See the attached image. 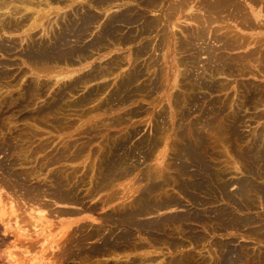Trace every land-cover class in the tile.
Here are the masks:
<instances>
[{"label": "rangeland", "instance_id": "374dc122", "mask_svg": "<svg viewBox=\"0 0 264 264\" xmlns=\"http://www.w3.org/2000/svg\"><path fill=\"white\" fill-rule=\"evenodd\" d=\"M53 1L56 4L51 9L42 5L41 12L45 11L42 16L46 15L43 27L32 30L28 26L19 30L5 28L9 21L10 24L19 21L24 11L16 12L13 4L10 8H0V264H159V261L160 264H176L183 258V264H217L227 244L243 255L236 264H264V236H261L264 233H260V229L264 230V197L254 188L259 185L262 187L258 188H264V161L257 157L264 149V63L259 61L264 58L256 48L261 47L257 42L264 37L261 23L264 2L239 0L253 12L250 14L255 21L257 12L262 13L261 21L258 20L262 26L254 29L236 26V20L230 18L228 11L217 15V19L224 21L209 23L210 19L203 23L201 20V25L198 24L199 20L191 13L201 12L200 17L201 14L208 17L209 10L202 7L204 0H189L188 5L181 7L183 10L175 9L173 15L166 13L180 0H156L154 4H147L146 0H114L104 5L95 4V0ZM125 10L133 12L135 21H113L112 29L108 17ZM91 13L96 14L97 20L84 29L83 18ZM166 15L169 18L172 15V19ZM146 19L150 24H144ZM68 23L76 27L70 28ZM151 24L159 30L163 25L167 39L155 27L152 29ZM144 25L149 27L148 33L144 32ZM194 30L203 36L196 31L192 34ZM80 31L82 35L78 36ZM235 31L247 36L245 46L232 41L237 36ZM233 32L236 35L232 39ZM223 33L227 35L224 37ZM199 36L202 37L198 39ZM228 37L232 40H225ZM123 39L126 42L120 41ZM227 43L230 46H225ZM72 44L75 48L78 45L77 48L68 49ZM63 45L68 52L62 49ZM217 55L226 60H220ZM222 61H227L228 65ZM205 122L210 130L203 128ZM214 122L218 123V128ZM197 128H201V133ZM189 154L192 156L188 157ZM192 157L195 161L189 163ZM117 163L123 167L119 164L117 168ZM242 183L247 185L248 194L238 193ZM148 189L153 191L150 193ZM145 197L150 198L148 206ZM161 200L169 201L165 205ZM132 210L141 213L136 215L135 222H127L126 217L135 213ZM121 215L126 223L119 218ZM242 218L250 222L245 224ZM99 225L103 228L102 234L90 236L89 230ZM253 227L255 231L259 229V233ZM120 228L121 231L124 228L126 239L119 241L124 248L116 254L108 251L90 257L81 251L84 247L90 250L99 246L102 235ZM78 240L84 247L76 246L77 250L81 248L77 251L72 245H77Z\"/></svg>", "mask_w": 264, "mask_h": 264}, {"label": "bare ground", "instance_id": "6f19581e", "mask_svg": "<svg viewBox=\"0 0 264 264\" xmlns=\"http://www.w3.org/2000/svg\"><path fill=\"white\" fill-rule=\"evenodd\" d=\"M61 1H63V0H61ZM111 1H114V0H95V4H97V5H104L105 3H110ZM132 1H133V0H132ZM134 1H135V0H134ZM137 1H138V0H137ZM141 1H142V0H141ZM141 1H140V2H141ZM146 1H147V4H148V3H149V4H154V2H155L156 0H146ZM198 1H199V0H198ZM244 1H247V0H244ZM251 1H252V0H251ZM253 1H258V2H259V0H253ZM262 1L264 2V0H262ZM56 2H57V1H56ZM59 2H60V1H58V3H59ZM200 2H201V1H200ZM240 2H241V1H240ZM240 2H239V0H207V1L204 0L203 4H204V3H205V4H204V5L202 4V7L205 8V9H207V10H209V12L206 10L207 13H208L207 15L212 16L213 19H212L211 17L209 18V16H208V17H207V16L205 17V14H204V16L201 14V17H200L199 14H200L201 12H200L199 14H198V13H195V15H194V13H191V16H192L194 19L199 20V23H198V24H200V21H201V20H203V21H202L203 23H206V22H208L210 19H211V22L209 21V23H212V22H215V21H219V20H221V19H217V17L219 16V13H222V12L228 11V15L230 16V18L236 20V26H240V27H244V28H254V27L258 28L259 26H262V25L259 24V22L261 21L260 19H261V17H262V13H261V12H257V13H258V16H256V20H257V21H255V20L253 19V17L251 16L252 14H250V13H253V12L247 10L248 8L246 9V6L242 5ZM157 3H158V1H157ZM188 3H189V0H180V1L178 2L177 5H173V4H172L173 9H172L171 11L169 10V11H170L169 13H168L167 11H165V12H167L166 14H171L173 11L176 12L175 9L177 10V9L183 7V5H184V7H185L186 5H188ZM251 3H253V2H251ZM260 3H261V2H260ZM12 4H13V6L15 5V6H14V7H15L14 10H15L16 12H19L20 14H22V12L24 11V12H23V16H22V18H21L19 21H17V22L15 21L16 23L13 22V23L10 24V21H9V24H8V25H7V23H6V25H4L5 28L8 27L9 29L11 28V29H13V30H19V29H21V28H25V27L28 26V27H29V30H32V29H35L36 27L41 26V25H42V27H43V21H44V18L46 17V15L44 14V16H42L43 13L45 12V11H42L43 13L41 12V10L43 9V6H42V5L45 4L46 7H49V8L51 9V7L53 6V4H56V3H55V1H53V0H0V8H2V9H3V8H10L9 6H10V5L12 6ZM199 4H200V3H199ZM93 6H94V5H93ZM172 6H170L169 9H171ZM46 7H44V8H46ZM53 7H54V6H53ZM129 7H130V6H129ZM132 7H133V6H132ZM134 7H135V6H134ZM134 7H133V8H134ZM175 7H176V8H175ZM197 7H198V6H197ZM181 9H182V8H181ZM200 9H201V7H200ZM12 10H13V9H12ZM22 10H23V11H22ZM44 10H46V9H44ZM121 10H122V9H121ZM182 10H183V9H182ZM182 10H181V11H182ZM194 10H195V9H194ZM49 11H50V10H49ZM118 11H119V10H118ZM126 11H127V10H125V12H123L122 14H121V13L119 14V12H118V14L115 15V17H111V16H113V15L110 16L111 18L108 17V19H111V20H110V22H111L110 24H111V26H112V29H113V21H114V22H115V21H124V22H126V23H132V22L135 21V20H133V17H132V16H134L133 12H131V11L126 12ZM132 11H133V10H132ZM210 11H211L212 14L215 13L214 16L216 15L215 18H216L217 20L213 17V15L210 13ZM16 12H14V13H16ZM40 12H41V13H40ZM50 12H53V11H50ZM57 12H58V11H57ZM90 12H91V11H90ZM116 12H117V11H115V13H116ZM137 12H138V10H137ZM174 12H173V13H174ZM182 12H183V11H182ZM194 12H195V11H194ZM14 13H13V16H14ZM53 13H54V12H53ZM80 13H81V12H80ZM92 13H93V12H92ZM92 13L90 14V16L87 15V16H88L87 18H85V19L83 18V21H82L81 24L83 25V28H84V29H86L90 24H93V23L97 20V16H95L96 14H93V15H92ZM140 13H141V11H140ZM173 13H172V15H173ZM203 13H205V12H203ZM209 13H210V14H209ZM260 13H261V14H260ZM59 14H60V13H59ZM67 14H68V13H67ZM70 14H71V13H70ZM72 14H73V13H72ZM76 14H78V13L76 12ZM88 14H89V12H88ZM112 14H113V13H112ZM145 14H146V13H145ZM145 14L142 13V15H145ZM174 14H175V13H174ZM192 14H193V15H192ZM222 14H223V13H222ZM49 15H51V13H50ZM83 15H84V14H83ZM83 15H82V16H83ZM91 15H92V16H91ZM97 15H98V13H97ZM135 15H136V12H135ZM172 15H170V18L172 17ZM176 15H177V14H176ZM217 15H218V16H217ZM47 16H48V15H47ZM72 16H73V15H71L70 17H72ZM84 16H85V15H84ZM124 16H127V17L125 18ZM161 16H162V15H161ZM161 16H160V17H161ZM263 16H264V15H263ZM16 17H17V16H16ZM62 17H63V16H62ZM70 17L68 16V19H69ZM136 17H137V16H136ZM138 17H139V14H138ZM165 17H167V15H166ZM189 17H190V14H189ZM220 17H221V15H220ZM74 18H75V17H74ZM74 18H73V19H74ZM98 18H99V17H98ZM142 18H144V17H142ZM146 18H147V16H146ZM163 18H164V17H163ZM163 18H162V20H163ZM167 18L170 19L169 17H167ZM221 18H222V17H221ZM64 19H65V18H64ZM75 19H76V18H75ZM75 19H74V20H75ZM78 19H79V18H78ZM108 19H107V20H108ZM137 19H138V18H136V20H137ZM155 19H156V18H155ZM164 19H165V18H164ZM168 19H167V20H168ZM171 19H172V18H171ZM214 19H215V20H214ZM228 19H229V18H228ZM15 20H16V18H15ZM70 20H72V19L70 18ZM80 20H81V19H80ZM140 20H141V19H140ZM158 20H160V19H158ZM158 20H157V21H158ZM212 20H213V21H212ZM222 20H223V19H222ZM222 20H221V21H222ZM258 20H260V21H258ZM46 21H47V20H46ZM62 21H63V20H62ZM76 21H77V20H76ZM138 21H139V20H138ZM150 21H151V20H150ZM150 21H149V22H150ZM221 21H220V22H221ZM223 21H224V20H223ZM228 21H229V20H228ZM65 22H67V21H65ZM103 22H104V21H103ZM106 22H107V21H106ZM124 22H123V23H124ZM145 22L148 23L147 19H146V21H144V24H145ZM158 22H159V21H158ZM158 22H157V24L159 25L162 21H160V23H158ZM58 23H59V22H58ZM74 23H75V21H74ZM104 23H105V22H104ZM136 23H137V21H136ZM203 23H202V26L204 27L205 25H203ZM209 23H207V24L210 26L211 24H209ZM261 23L264 24V20H263V22H261ZM60 24H62V23H60ZM64 24H65V23H64ZM68 24H70V23H68ZM68 24H67V25H68ZM81 24H80V25H81ZM141 24H142V23H141ZM148 24H150V23H148ZM153 24H155V23H153ZM70 25H71V24H70ZM73 25L75 26V24H72L70 28H72ZM82 25H81V26H82ZM139 25H140V24H138V26H139ZM151 25H152V24H151ZM158 25H157V28H158ZM160 25H161V24H160ZM200 25H201V24H200ZM257 25H258V26H257ZM44 26H45V24H44ZM91 26H92V25H91ZM97 26H98V25H97ZM114 26H115V25H114ZM120 26H121V25H120ZM122 26H123V25H122ZM144 26H146V25H144ZM166 26H167V25H166ZM226 26H227V23H226ZM228 26H229V25H228ZM228 26H227V27H228ZM63 27H64V26H63ZM65 27H66V26H65ZM75 27H76V26H75ZM75 27H74V28H75ZM78 27H79V25H78ZM93 27H94V26H93ZM117 27H118V26H116V29H117ZM125 27H126V26H125ZM140 27H141V26H139V28H140ZM153 27H155V29H156V25H155V26L152 25V29H154ZM168 27H169V26H168ZM231 27H232V26H231ZM59 28H60V27H59ZM66 28H67V27H66ZM68 28H69V27H68ZM74 28H73V29H74ZM79 28H80V27H79ZM109 28H110V26H109ZM119 28H120V27H119ZM123 28H124V27H123ZM134 28H135V27H134ZM139 28H138V29H139ZM148 28H149V27L146 26V28L144 29V32H145V31L147 32V29H148ZM162 28H164L163 25L160 27V30H159V28H158V29H156V31L159 30V31L162 32V34H163L164 32H163ZM198 28H200V27H198ZM201 28H202V27H201ZM207 28H208V27H207ZM209 28H210V27H209ZM209 28H208V30H210ZM213 28H214V27H213ZM25 29H27V28H25ZM77 29H78V28H76V30H77ZM101 29H102V28H101ZM101 29H100V30H101ZM112 29H111V30H112ZM116 29H115V30H116ZM141 29H143V28L141 27ZM152 29H151V30H152ZM164 29H165V28H164ZM202 29H203V28H202ZM202 29H201V32H203L204 30H206V28L203 29V31H202ZM229 29H230V27H229ZM233 29H234V28H233ZM233 29H232V30H233ZM254 29H255V28H254ZM262 29H263V28H262ZM262 29H261V30H262ZM44 30H45V27H44ZM76 30H75V31H76ZM80 30H81V29H80ZM107 30H108V29H107ZM120 30H121V28H120ZM149 30H150V29H149ZM151 30H150V31H151ZM208 30H207V32H208ZM54 31H55V30H54ZM56 31H57V30H56ZM63 31L66 33L65 30H63ZM73 31H74V30H73ZM89 31H90V30H89ZM101 31H102V30H101ZM101 31H100L99 33H101ZM104 31H106V30H103V32H104ZM113 31H114V30H113ZM150 31H149V32H150ZM152 31H153V30H152ZM154 31H155V30H154ZM156 31H155V33H156ZM195 31H196V30H194V31L191 32V33H192V34L194 33V35H195L196 33H197L198 35L201 33V32L198 33V32H199L198 29H197L198 32L196 31V33H195ZM233 31H234V30H233ZM61 32H62V31H61ZM77 32H79V31L77 30ZM81 32H82V31H80V33H78V36H79V34L82 35ZM108 32H109V31H108ZM111 32H112V31H111ZM117 32H118V31H117ZM117 32H114V33H117ZM133 32H134V31H133ZM157 32H158V31H157ZM51 33H52V31H51ZM54 33H55V32H54ZM57 33H58V32H57ZM70 33H71V32H70ZM70 33H69V35H70ZM83 33H85V32H83ZM106 33H107V31H106ZM119 33H120V32H119ZM129 33H130V32H129ZM147 33H148V32H147ZM204 33H205V32H204ZM211 33H212V32H211ZM235 33H236V31H235ZM235 33L233 32V35H230V36L232 37V39H233V36H235V35L237 34V36L234 37L233 40L230 39L229 37H228V38H225V40L227 39V40L229 41V39H230V40L234 41V43H237V44H240V45L243 44V43L245 44V42H247L248 38H246L247 36L244 37L245 34H244V36H241L242 34L240 35L239 33H236V34H235ZM73 34H74V33H73ZM85 34H86V33H85ZM109 34H110V33H109ZM120 34H122V33H120ZM120 34H119V35H120ZM131 34H132V33H131ZM131 34H130V35H131ZM133 34H135V33H133ZM149 34H150V33H149ZM164 34H165V33H164ZM164 34H163V37H165ZM238 34H239L241 37L238 36ZM60 35H62V34L60 33ZM102 35H103V34H102ZM116 35H117V34H116ZM136 35H137V34H136ZM194 35H193V36H194ZM201 35L203 36L202 33H201ZM221 35H222V34H221ZM223 35H224V33H223ZM226 35H227V34L225 33L224 37H225ZM67 36H68V35H67ZM75 36L77 37L76 33H75ZM85 36H86V35H85ZM85 36H84V37H85ZM106 36H107V35H106ZM108 36H109V35H108ZM126 36H127V35H126ZM134 36H135V35H134ZM134 36H132V37H134ZM137 36H138V37H137ZM137 36H135V37H137V39H138L140 35H137ZM160 36H161V35H160ZM202 36H199V38H198V37H196V38L200 39V37H202ZM204 36H205V34H204ZM50 37H51V36H50ZM76 37H75V40H76ZM82 37H83V36H82ZM84 37H83V38H84ZM109 37H110V36H109ZM115 37H116V36H115ZM163 37H162V38H163ZM222 37H223V36H222ZM53 38H54V37H53ZM64 38H65V37H64ZM79 38H80V37H79ZM105 38H106V37H105ZM124 38H125V37H124ZM193 38H194V37H193ZM203 38H204V37H203ZM215 38H216V37H215ZM260 38H261V39H260L259 41L257 40V41H258L257 44L259 43V45H260L261 47H263V48H261V47L258 48L259 46H256V48L258 49V50H257V51H258L257 53L261 52V53H259V54L262 55L263 58H264V37L262 36V37H260ZM51 39H52V37H51ZM55 39H56V38H54V40H55ZM58 39H59V38H58ZM67 39H68V38H66V40H67ZM96 39H97V38H96ZM119 39H120V37H119ZM132 39H133V38H132ZM137 39H136V40H137ZM139 39H140V38H139ZM143 39H144V38H143ZM145 39H146V38H145ZM159 39H160V38H159ZM163 39H164V38H163ZM163 39H161V41H163ZM166 39H167V38L165 37V40H166ZM204 39H205V38H204ZM222 39H223V38H222ZM60 40H61V39H60ZM113 40H115V39H113ZM190 40H192V39H190ZM190 40H189V41H190ZM202 40H203V39H202ZM61 41H62V40H61ZM61 41H60V42H61ZM76 41H77V40H76ZM76 41H75V42H76ZM79 41H80V40H79ZM100 41H101V40H100ZM103 41H104V38H103ZM120 41L123 42V41H125V40L123 39V40H120ZM161 41H160V42H161ZM228 41H227V42H228ZM232 41H230V42H232ZM249 41H250V40H249ZM251 41H252V40H251ZM251 41H250V42H251ZM96 42H97V41H96ZM125 42H126V41H125ZM128 42H129V41H128ZM146 42H147V41H146ZM151 42H152V41H151ZM57 43H58V42H57ZM64 43H65V42H64ZM68 43H69V42H68ZM68 43H67V41H66V44H68ZM76 43H77V42H76ZM101 43H102V42H101ZM119 43H120V42H119ZM143 43H144V42H143ZM148 43H149V42H148ZM157 43H158V42H157ZM191 43H192V42H191ZM218 43H219V42H218ZM255 43H256V42H255ZM53 44H54V43H53ZM53 44H52V46H55V45H53ZM55 44H56V43H55ZM61 44H62V43H60V45H61ZM74 44H75V43H74ZM74 44H72V47H70V48H68V49H71V50H72L73 48H75V47H73ZM97 44H99V42H98ZM120 44H121V43H120ZM127 44H128V43H127ZM149 44H151V43H149ZM163 44H164V43H163ZM229 44H230V43H227L226 45H225V44H224V45L227 46V45H229ZM244 44H243V45H244ZM75 45H76V44H75ZM75 45H74V46H75ZM114 45H115V44H114ZM117 45H118V44H117ZM143 45H145V44H143ZM151 45H152V44H151ZM158 45H159V44H158ZM161 45H162V44H161ZM181 45H182V43H181ZM219 45H220V44H219ZM224 45H223V46H224ZM243 45H242V46H243ZM255 45H256V44H255ZM46 46H47V45H46ZM56 46H59V45L57 44ZM65 46H66V45H65ZM70 46H71V44H70ZM77 46H78V45H77ZM77 46H76V48H77ZM101 46H102V45H101ZM220 46H221V45H220ZM225 46H224V47H225ZM229 46H230V45H229ZM244 46H245V45H244ZM59 47H60V46H59ZM59 47H58V48H59ZM79 47H81V46H79ZM79 47H78V48H79ZM88 47H89V46H88ZM142 47H143V46H142ZM142 47H141V48H142ZM155 47H156V46H155ZM44 48H45V47H44ZM51 48H52V47H51ZM53 48H54V47H53ZM53 48H52V49H53ZM58 48H57V49H58ZM63 48H64V45H63L62 49H63ZM76 48H75V49H76ZM139 48H140V47H139ZM145 48H146V47H145ZM153 48H154V47H153ZM225 48H226V47H225ZM232 48H233V47H232ZM39 49H40V48H39ZM39 49H38V50H39ZM52 49H51V50H52ZM57 49H56L55 51H57ZM60 49H61V47H60ZM64 49L67 51V47L64 48ZM142 49H143V48H142ZM147 49H148V48H147ZM147 49H146V50H147ZM151 49H152V48H151ZM209 49L211 50V46L209 47ZM36 50H37V49H36ZM41 50H42V47H41ZM51 50H50V52H52ZM71 50H70V52H71ZM77 50H78V49H77ZM83 50H84V49H83ZM137 50H138V49H137ZM137 50H136V51H137ZM154 50H155V49H154ZM199 50H200V49H199ZM212 50H213V49H212ZM66 51H64V53H65ZM68 51H69V50H68ZM68 51H67V52H68ZM73 51H74V50H73ZM136 51H135V54H136V55H139V54H137ZM144 51H145V50H144ZM196 51H197V50H196ZM204 51H205V50H204ZM252 51H254V49H253ZM255 51H256V49H255ZM255 51H254V52H255ZM48 52H49V51H48ZM62 52H63V51H62ZM62 52H61L60 55H63ZM83 52H84V51H83ZM139 52H141V51H139ZM147 52H149V51H147ZM200 52H201V50H200ZM206 52H207V51H206ZM213 52H216V51L213 50ZM250 52H251V50L249 51V53H250ZM54 53H55V52H54ZM141 53H142V52H141ZM217 53H218V52H217ZM255 53H256V52H255ZM78 54H79V53H78ZM81 54H82V53H81ZM209 54H210V52H209ZM246 54H247V53H246ZM67 55H68V54H67ZM133 55H134V54H133ZM211 55H212V53H211ZM214 55H216V53H215ZM223 55H224V54H223ZM223 55H222V56H223ZM217 56H218V55H217ZM220 56H221V55H220ZM52 57H53V56H52ZM142 57H143V56H142ZM193 57H194V56H193ZM213 57H215V56H213ZM213 57H212V58H213ZM218 57H219V56H218ZM223 57H224V56H223ZM230 57H232V56H230ZM260 57H261V56H260ZM48 58H49V57H48ZM215 58H216V57H215ZM219 58H220V57H219ZM219 58H218V59H219ZM224 58H225V57H224ZM224 58H222L223 61H224ZM232 58H235V57H232ZM236 58H237V57H236ZM238 58H239V57H238ZM241 58H242V57H241ZM257 58L259 59V56H257ZM56 59H57V58H56ZM208 59H209V57H208ZM222 59L220 58V60H222ZM245 59H246V61H249V60H247L248 58H245ZM49 60H50V59H49ZM69 60H70V59H69ZM213 60H214V59H213ZM215 60H217V58H216ZM215 60H214V61H215ZM220 60H219V61H220ZM225 60H226V58H225ZM232 60H233V59H232ZM241 60H243V59H241ZM250 60H251V59H250ZM71 61H72V60H71ZM193 61H194V60H193ZM219 61H218V62H219ZM223 61H222V62H223ZM259 61H261V62L264 63V61L262 60V57L259 59ZM212 62H213V61H212ZM228 62H229V61H228ZM223 63H225V62H223ZM147 64H148V63H147ZM225 64H227V61H226ZM227 65H228V64H227ZM259 65H260V64H259ZM229 66H230V64H229ZM261 66H262V65H261ZM212 67H213V66H212ZM141 68H142V67H141ZM227 68H228V67H227ZM230 68H231V67H230ZM262 68H264V67L262 66ZM221 70H222V69H221ZM229 70H231V69H229ZM214 71H215V70H214ZM262 71H263V70H262ZM92 74H93V73H92ZM97 74H98V73H97ZM94 75H95V74H94ZM96 76H97V75H96ZM98 76H99V75H98ZM87 79H88V78H87ZM79 82H80V81H79ZM154 85H155V84H154ZM156 85H157V84H156ZM211 88H212V87H211ZM40 92H41V90H40ZM37 93L39 94L38 91H37ZM91 93H92V92H91ZM89 97H90V96H89ZM185 99H186V98H185ZM194 100H195V99H194ZM258 100H259V99H258ZM262 100H263V99H261V101H262ZM80 101H81V100H80ZM263 102H264V101H263ZM1 103H2V102H1ZM1 103H0V104H1ZM5 103H6V102H5ZM80 103H81V102H80ZM233 104H234V103H233ZM248 104H249V103H248ZM261 104H262V102H261ZM261 104H260V105H261ZM263 104H264V103H263ZM18 105H20V104L18 103ZM196 105H197V104H196ZM3 106H4V105H3ZM249 106H250V105H249ZM203 116H204V115H203ZM212 116H214V115L212 114ZM259 117H260V116H259ZM261 117H262V116H261ZM8 119H9V118H8ZM205 119H207V117H205ZM212 119H213V118H212ZM214 119H215V118H214ZM1 120H2V119H1ZM3 120H4V119H3ZM9 120H10V119H9ZM216 120H217V119H216ZM229 120H230V119H229ZM4 121H5V120H4ZM197 121H198V120H197ZM206 121H207V120H206ZM213 121H214V120H213ZM213 121H212V122H213ZM231 121H232V120H231ZM212 122H211V124H212ZM191 123H192V122H191ZM191 123H190V124H191ZM214 123H215V122H214ZM0 124H1V123H0ZM7 124H8V123H7ZM192 124H193V123H192ZM198 124H199V123H198ZM198 124H197V125H198ZM201 124H202V123H201ZM205 124H207V123L205 122L204 125L202 124V125H203V128H204V126H206L205 128L209 129L210 126H208V127H209V128H208L207 125H205ZM215 124H216V123H215ZM217 124H218V123H217ZM217 124H216V125H217ZM235 124H236V123H235ZM2 125H4V124H2ZM202 125H201V128H202ZM208 125H210V124H208ZM216 125H214V126H216ZM218 126H219V125H217L216 127L218 128ZM5 127H6V126H5ZM191 127H192V126H191ZM195 127H196V126H195ZM3 128H4V127H3ZM182 128H183V127H182ZM201 128H199V129L197 128V129L200 130ZM205 128H204V129H205ZM1 129H2V128H1ZM8 129H9V128H8ZM193 129H194V128L192 127V130H193ZM207 129H206V130H207ZM234 129H235V128H234ZM192 130H190V131H192ZM198 130H197V132H199ZM209 130H210V129H209ZM211 130H212V129H211ZM263 130H264V129H263ZM187 131H188V130H187ZM187 131L185 130V133H186ZM194 131H196V129H195ZM1 132H2V131H1ZM182 132H183V131H182ZM202 132H203V131H202ZM204 132H206V131L204 130ZM4 133H5V131H4ZM178 133H179V132H178ZM187 133H188V132H187ZM193 133H194V132H192V134H193ZM200 133H201V130H200ZM235 133H236V132H235ZM0 134H1V133H0ZM7 134H8V132H7ZM179 134H181V132H180ZM198 134H199V133H198ZM9 135H10V134H9ZM15 135H16V134H15ZM15 135H14V136H15ZM190 135H191V133H190ZM12 136H13V134H12ZM14 136H13V137H14ZM0 137H2V136H0ZM13 137H11V138L13 139ZM16 137H17V135H16ZM16 137H15V138H16ZM21 137H22V136H21ZM185 137H186V136H185ZM17 138H18V137H17ZM17 138H16V139H17ZM199 138H200V136H199ZM2 139H3V138H2ZM2 139H1V140H2ZM6 139H7V137H6ZM12 139H10V141H11ZM18 139H19V138H18ZM23 139H24V138H23ZM185 139H186V138H185ZM24 140H25V139H24ZM5 141H6V140H5ZM10 141H9V142H10ZM16 141H17V140H16ZM22 141H23V140H22ZM17 142H18V141H17ZM189 142H191V141H189ZM201 142H202V141L200 140L199 143H201ZM203 142H204V141H203ZM7 143H8V142H7ZM15 143H16V142H15ZM121 143H122V142H121ZM2 144H3V142H2ZM8 144H9V143H8ZM185 144H186V143H185ZM15 145H16V144H15ZM19 145H21V144L19 143ZM19 145H17V146H19ZM42 145H43V144H42ZM42 145H41V146H42ZM260 145H261V144H260ZM7 146H8V145H7ZM39 146H40V145H39ZM43 146H44V145H43ZM187 146H188V145H187ZM122 147H123V146H122ZM254 147H255V146H254ZM263 147H264V146H263ZM12 148H13V147H12ZM21 148H24V147H21ZM185 148H186V147H185ZM193 148H194V147H193ZM260 148H261V147H260ZM8 149H9V148H8ZM16 149H17V148H16ZM19 149H20V148H19ZM35 149H36V148H35ZM35 149H34V150H35ZM43 149H44V148H43ZM191 149H192V147H191ZM254 149H257V148L255 147ZM14 150H15V149H14ZM23 150H24V149H23ZM26 150H27V149H26ZM26 150H25V151H26ZM31 150H32V149H31ZM36 150H37V149H36ZM38 150H39V149H38ZM41 150H42V149H41ZM195 150H196V148H195ZM258 150H260V149H258ZM193 151H194V150H193ZM18 152H19V151H18ZM23 152H24V151H23ZM115 152H116V151H115ZM194 152H195V151H194ZM260 152H261V153H260L259 155L257 154L258 156H257V155H256V156L258 157V159H260L261 162H263V161H264V149H263V151L261 150ZM8 153H9V152H8ZM21 153H22V152H20V154H21ZM24 153H25V152H24ZM106 153H109V152H106ZM120 153H121V152H120ZM120 153H117V155L120 156ZM181 153H182V152H181ZM184 153H185V152H184ZM188 153H189V152H187V154H188ZM195 153H196V152H195ZM256 153H257V152H256ZM18 154H19V153H18ZM33 154H34V153H33ZM182 154H183V153H182ZM73 155H74V153H73ZM81 155H82V154H81ZM107 155H108V154H107ZM21 156H22V155H21ZM32 156H33V155H32ZM62 156H63V155H62ZM71 156H72V155H71ZM131 156H132V155H131ZM185 156H186V158H187V155H186V154H185ZM191 156H192V155H191ZM191 156H190V154H189L188 157H191ZM14 157H15V156H14ZM27 157H28V156H27ZM59 157H60V156H59ZM63 157H64V156H63ZM63 157H62V158H63ZM72 157H73V156H72ZM113 157H114V156H113ZM129 157H130V154H129ZM177 157H178V156H177ZM182 157H183V155L181 156V158H182ZM199 157H200V156H198V158H199ZM254 157H255V156H254ZM22 158H23V157H22ZM22 158H21V159H22ZM66 158H67V157H66ZM106 158H107V157H106ZM110 158H111V157H110ZM110 158H109V159H110ZM114 158H115V157H114ZM114 158H113V160H112L113 162H114V160H115ZM120 158H121V157H120ZM124 158H125V157H124ZM181 158H179V159H181ZM193 158L195 159V157H192V160H190L189 163H190L191 161L194 160ZM198 158H197V159H198ZM8 159H9V158H8ZM30 159H31V158H30ZM30 159H29V160H30ZM52 159H53V158H52ZM60 159H61V158H60ZM72 159H74V158H72ZM111 159H112V158H111ZM122 159H123V158H122ZM188 159H189V158H188ZM190 159H191V158H190ZM197 159H196V160H197ZM23 160H24V159H23ZM25 160H26V158H25ZM32 160H33V158H32ZM50 160H51V159H50ZM58 160H59V159H58ZM117 160H119V158H118ZM117 160H116V161H117ZM123 160H124V159H123ZM184 160L187 161V159H184ZM199 160H200V159H199ZM255 160H256V158H255ZM19 161H20V160H19ZM26 161H27V160H26ZM53 161H54V160H53ZM53 161H52V163H53ZM63 161H64V160H63ZM119 161H120V160H119ZM194 161H195V160H194ZM260 161H258V162H260ZM8 162H9V161H8ZM8 162H7V163H8ZM50 162H51V161H50ZM56 162H57V160H56ZM107 162H108V161H107ZM113 162H112V163H113ZM121 162H122V160H121ZM182 162H184V161H182ZM261 162L259 163V164H260V167H261ZM1 163H2V162H1ZM52 163H51V164H52ZM54 163H55V162H54ZM101 163H102V162H101ZM109 163H110V162H109ZM114 163H116V162H114ZM122 163H123V162H122ZM124 163H125V162H124ZM186 163H188V162H186ZM186 163H185V164H186ZM191 163H192V162H191ZM195 163H196V162H195ZM195 163L193 162L194 165H195ZM204 163H205V162H204ZM9 164H10V163H9ZM119 164H120V163H119ZM119 164L117 163V164H115V166H116V165H119ZM178 164H179V162L177 163V165H178ZM183 164H184V163H183ZM193 164H192V165H193ZM196 164H197V163H196ZM256 164H257V163H256ZM259 164H257L256 167H257ZM6 165H7V164H6ZM18 165H19V164H18ZM18 165H17V166H18ZM48 165H49V163H48ZM110 165H111V163H110ZM204 165H205V164H204ZM7 166H8V165H7ZM43 166H45V164H44ZM115 166H114V164H113V167L115 168V170H117L118 166H116L117 168H116ZM120 166L123 167L122 164H120ZM120 166H119V167H120ZM210 166H211V165H210ZM263 166H264V164L262 165V169H263ZM14 167H15V166H14ZM45 167H46V166H45ZM47 167H48V166H47ZM208 167H209V166H208ZM208 167H207V168H208ZM96 168H97V167H96ZM110 168H111V167H110ZM110 168H109V169H110ZM196 168H197V167H196ZM210 168H211V167H210ZM11 169H12V168H11ZM36 169H37V168H36ZM120 169H121V168H120ZM120 169H118V170H120ZM122 169H124V168H122ZM125 169H126V168H125ZM127 169H128V168H127ZM183 169H184V168H183ZM183 169L181 168V169H179V170L181 171V170H183ZM258 169H259V168H258ZM9 170H10V169H9ZM18 170H19V168H18ZM104 170H105V169H104ZM115 170H114V172H115ZM128 170H129V169H128ZM130 170H131V169H130ZM132 170H133V169H132ZM177 170H178V169H177ZM186 170H187V168H186ZM186 170H185V171H186ZM198 170H199V169H198ZM204 170H205V169H204ZM259 170H260V169H259ZM263 170H264V169H263ZM13 171H14V170H13ZM38 171H39V170H38ZM51 171H52V170H51ZM101 171L103 172V170H101ZM126 171H127V170H126ZM126 171H124V175H125V172H126ZM193 171H194V170H193ZM10 172H12V171H10ZM19 172H20V171H19ZM25 172H26V171H25ZM107 172H108V171H107ZM109 172H110V171H109ZM111 172H112V171H111ZM130 172H131V171H130ZM181 172H182V171H181ZM181 172H180V173H181ZM197 172H198V171H197ZM262 172H263V171H262ZM6 173H7V172H6ZM22 173H23V172H22ZM28 173H29V172H28ZM61 173H62V172H61ZM66 173H67V172H66ZM120 173H123V172H120ZM182 173H184V172H182ZM9 174H10V173H9ZM12 174H13V173H12ZM37 174H38V173H37ZM37 174H35V175H37ZM90 174H91V173H90ZM95 174H96V173H95ZM100 174H101V173H100ZM108 174H109V173H108ZM111 174H112V173H111ZM111 174H110V175H111ZM113 174H114V173H113ZM117 174H118V173H117ZM117 174H115V175H117ZM195 174H196V173H195ZM197 174H198V173H197ZM199 174L201 175V173H199ZM257 174H258V173H257ZM24 175H25V174H24ZM27 175H29V174H27ZM51 175H52V174H51ZM105 175H106V174H105ZM110 175H109V176H110ZM122 175H123V174H122ZM124 175H123V176H124ZM147 175H149V174H147ZM192 175H193V174H191V176H192ZM206 175H207V174H206ZM258 175H259V174H258ZM7 176H8V175H7ZM30 176H32V174H31ZM33 176H34V175H33ZM68 176H69V175H68ZM152 176H153V175H152ZM184 176H185V173H184ZM255 176H256V175H255ZM16 177H18V176L16 175ZM66 177H67V176H66ZM98 177H99V176H98ZM107 177H108V176H107ZM111 177H112V176H111ZM121 177H122V176H121ZM121 177H120V178H121ZM145 177H146V176H145ZM208 177H209V176H208ZM220 177H221V175H220ZM12 178H14V177H12ZM35 178H36V176H35ZM113 178H115V177H113ZM116 178H118V177H116ZM221 178H222V177H221ZM246 178H247V177H246ZM249 178H250V177H249ZM263 178H264V177H263ZM20 179H21V178H20ZM54 179H55V178H54ZM91 179H92V178H91ZM224 179H225V178H224ZM238 179H239V178H238ZM247 179H248V178H247ZM254 179H255V178H254ZM18 180H19V179H18ZM18 180H17V182H18ZM27 180H28V179H27ZM61 180H62V179H61ZM104 180H105V179H104ZM106 180H107V179H106ZM106 180H105V181H106ZM108 180H109V179H108ZM114 180H115V179H114ZM216 180H218V179H216ZM230 180H231V179H230ZM244 180H245V179H244ZM257 180H258V179H257ZM261 180H262V179H261ZM6 181H7V180H6ZM67 181H68V180H67ZM89 181H90V180H89ZM102 181H103V180H102ZM149 181H151V180H149ZM175 181H176V180H175ZM175 181H174V182H175ZM191 181H192V180H191ZM252 181H253V180H252ZM8 182H9V181H8ZM65 182H66V181H65ZM167 182H168V181H167ZM174 182H173V183H174ZM188 182H190V180H189ZM237 182H238V181H237ZM38 183H39V182H38ZM112 183L114 184V182H112ZM171 183H172V182H171ZM183 183H184V182H183ZM186 183H187V182H186ZM190 183H192V182H190ZM193 183H195V181H193ZM234 183H235V182H234ZM244 183H247V182H244ZM250 183H251V182H250ZM252 183H253V182H252ZM254 183H255V182H254ZM16 184H17V183H16ZM53 184H54V183H53ZM77 184H78V183H77ZM116 184H117V183H116ZM150 184H151V183H150ZM153 184H154V182H153ZM178 184H179V183H178ZM195 184H196V183H195ZM222 184H223V183H222ZM226 184H227V182H226ZM257 184H258V183H257ZM12 185H14V183H12ZM36 185H37V184H36ZM65 185H66V184H65ZM103 185H104V184H103ZM103 185H102V186H103ZM174 185H176V183H175ZM182 185H184V184H182ZM188 185H189V184H188ZM191 185H192V184H191ZM193 185H194V184H193ZM193 185H192V187H193ZM197 185H198V183H197ZM223 185H224V184H223ZM250 185H251V184H250ZM253 185H254V184H252V186H253ZM29 186H30V185H29ZM50 186H51V185H50ZM108 186H109V185H108ZM152 186H153V185H152ZM154 186H155V184H154ZM156 186H157V184H156ZM185 186H186V185H185ZM205 186H206V185H205ZM208 186H210V185L208 184ZM260 186L262 187V185H259L258 187H260ZM36 187H37V186H36ZM36 187H35V188H36ZM95 187H96V186H95ZM148 187H149V185H148ZM162 187H163V186H162ZM175 187H176V186H175ZM178 187H179V186H178ZM180 187H181V186H180ZM182 187H183V186H182ZM189 187H190V186H189ZM189 187H188V190H189ZM225 187H226V186H225ZM225 187H224V188H225ZM250 187H251V186H250ZM258 187L255 186L254 188H257L258 192H259V193H262V194L264 195V188H258ZM31 188H32V187H31ZM96 188H97V187H96ZM101 188H102V187H101ZM145 188H146V187H145ZM150 188H151V187H150ZM193 188H194V187H193ZM219 188L221 189L222 187L219 186ZM224 188H222V189L224 190ZM248 188H249V186H248ZM251 188H253V187H251ZM254 188H253V189H254ZM19 189H21V188H19ZM29 189H30V188H29ZM93 189H94V188H92L91 191H93ZM105 189H106V188H105ZM143 189H144V188H143ZM152 189H153V187H152ZM152 189H150V191H149V189H148V191L151 193V191H153ZM154 189H156V188H154ZM161 189H162V188H161ZM161 189H160V190H161ZM195 189H196V188H195ZM225 189H226V188H225ZM14 190H15V189H14ZM55 190H56V187H55ZM145 190H147V188H146ZM162 190H163V189H162ZM162 190H161V191H162ZM186 190H187V189H186ZM198 190H199V188H198ZM210 190H211V189H210ZM238 190H239L238 193L241 192V193L244 194V192H246V191L248 190V189H247V185H245V184H243V183L240 184V185L238 186ZM254 190H255V189H254ZM254 190H253V191H254ZM47 191H48V190H47ZM190 191H192V190H190ZM255 191H256V190H255ZM255 191H254V192H255ZM40 192H41V191H40ZM66 192H67V191H66ZM73 192H74V191H73ZM73 192L71 191V193H73ZM111 192H112V191H111ZM155 192H157V191H155ZM183 192H184V191H183ZM215 192H216V191H215ZM249 192H251V191H250V188H249ZM256 192H257V191H256ZM54 193H55V192H54ZM69 193H70V191H69ZM94 193H95V192H94ZM211 193H213V192H211ZM241 193H240V194H241ZM246 193H247V192H246ZM246 193H245V196L248 194V193H247V194H246ZM259 193H258V194H259ZM56 194H57V193H56ZM73 194H75V193H73ZM143 194L145 195V193H143ZM146 194H148V193H146ZM252 194H253V193H252ZM254 194H255V193H254ZM256 194H257V193H256ZM256 194H255V195H256ZM262 194H261V196L264 197ZM40 195H41V194H40ZM64 195H65V194H64ZM144 195H143V196H144ZM152 195H153V193H152ZM249 195H251V194L249 193ZM249 195H248V197H249ZM30 196H31V195H30ZM69 196H70V195H69ZM73 196H74V195H73ZM111 196H112V195H111ZM143 196H141V198H142ZM145 196H146V195H145ZM32 197H33V196H32ZM37 197H38V196H37ZM256 197H258V196H256ZM29 198H30V197H29ZM34 198H35V197H34ZM143 198H144V197H143ZM143 198H142V199H143ZM145 198L148 199L147 197H145ZM246 198H247V196H246ZM251 198H252V197H251ZM73 199H74V198H73ZM142 199H141V200H142ZM149 199H150V198H149ZM149 199L147 200V201H148L147 206L149 205V203H151ZM155 199H156V198H155ZM261 199H262V198H261ZM141 200H140V201H141ZM153 200H154V199H153ZM157 200H158V199H156L155 201H157ZM166 200H167V199H166ZM238 200H239V199H238ZM72 201H73V200H72ZM76 201H77V200H76ZM76 201H75V202H76ZM155 201H153V202H155ZM158 201H160V200H158ZM161 201H162V200H161ZM168 201H169V200H168ZM168 201H166V202L168 203ZM171 201H172V200H171ZM250 201H251V200H250ZM254 201H255V200H254ZM258 201H259V200H258ZM258 201H257V202H258ZM142 202H143V201H142ZM145 202H146V201H145ZM145 202H144V204H146ZM153 202H152V203H153ZM166 202L162 201V203H165V205H166ZM173 202L175 203V201H173ZM206 202H207V201H206ZM206 202H205V203H206ZM239 202H240V201H239ZM260 202H262V201H260ZM263 202H264V201H263ZM71 203H72V202H71ZM135 203H136V202H135ZM162 203L160 202V204H162ZM169 203H170V202H169ZM176 203H179V202H176ZM141 204H143V203H141ZM182 204H183V203H182ZM244 204H245V203H244ZM246 204H247V203H246ZM250 204H251V203H250ZM136 205H137V204H136ZM157 205H158V204H157ZM162 205H164V204H162ZM162 205H161V206H162ZM165 205H164V206H165ZM167 205H169V204H167ZM170 205H172V203H171ZM170 205H169V206H170ZM240 205H241V204H240ZM253 205H254V204H253ZM158 206H159V205H158ZM161 206H160V207H161ZM169 206H168V207H169ZM254 206H255V205H254ZM133 207H134V206H133ZM133 207H131V208H133ZM128 208H129V207H128ZM151 208H152V207H151ZM153 208H154V207H153ZM162 208H163V206H162ZM125 209H126V208H125ZM133 209H135V208H133ZM136 209H139V207H138V208L136 207ZM158 209H160V208H158ZM140 210H141V209H140ZM142 210H143V209H142ZM149 210H150V209H149ZM151 210H152V209H151ZM133 211H134L135 213H134ZM144 211H146V210H144ZM147 211H148V210H147ZM200 211H201V210H200ZM118 212H119V211H118ZM123 212H124V211H123ZM125 212H126V211H125ZM127 212H128V211H127ZM132 212H133L134 214H132ZM132 212H131L132 215L129 214L130 216H127V217H126V221H127V222H132V221L135 222V221H136L135 218H138V217H136V215L139 214V213H141V211L139 212V210H138V212H137L136 210H132ZM148 212H149V211H148ZM191 212H192V211H191ZM196 212H197V211H196ZM205 212H206V211H205ZM121 213H122V211H120V214H121ZM146 213H147V212H146ZM150 213H151V212H150ZM185 213H186V212H185ZM185 213H184V215H185ZM117 214H118V213H117ZM148 214H149V213H148ZM158 214H159V213H158ZM192 214H193V213H192ZM211 214H212V213H211ZM140 215H141V214H140ZM146 215H147V214H146ZM177 215H178V213H177ZM182 215H183V214H182ZM186 215H187V213H186ZM215 215H216V213H215ZM118 216H119V214H118ZM138 216H139V215H138ZM163 216H164V215H163ZM221 216H222V215H221ZM221 216H220V217H221ZM224 216H225V215H224ZM116 217H117V216H116ZM190 217H191V216H190ZM193 217H196V216H193ZM218 217H219V216H218ZM108 218H109V217H108ZM119 218L122 219V218H123L122 215H121V217H119ZM160 218H161V217H160ZM177 218H178V217H177ZM186 218H188V217H186ZM249 218H250V217H249ZM111 219H112V218H111ZM116 219H117V218H116ZM140 219H142V218H140ZM155 219H156V218H155ZM179 219H180V218H179ZM179 219H178V220H179ZM181 219H182V218H181ZM193 219H194V218H193ZM201 219H202V218H201ZM203 219H204V218H203ZM222 219H223V218H222ZM231 219H232V218H231ZM122 220H123V219H122ZM134 220H135V221H134ZM151 220H152V219H151ZM156 220H157V219H156ZM178 220H176V221H178ZM209 220H210V217H209ZM228 220H229V219H228ZM242 220H245V221H244L245 224H246V222H247V223L250 222V220L246 221V220H247L246 218H242ZM252 220H254V219H252ZM255 220H258V219H255ZM123 221H124V223H126V222H125V217H124V220H123ZM187 221H189V220H187ZM191 221H192V220H191ZM207 221H208V220H207ZM214 221H215V220H214ZM121 222H122V221H121ZM143 222H144V221H143ZM153 222H154V219H153ZM159 222H160V221H159ZM165 222H166V221H165ZM180 222H181V220H180ZM215 222H216V221H215ZM217 222H219V221H217ZM225 222H226V221H225ZM228 222H229V221H228ZM233 222H234V220H233ZM255 222H256V221H255ZM111 223H112V222H111ZM136 223H137V222H136ZM139 223H140V222H139ZM184 223H185V222H184ZM204 223H205V222H204ZM210 223H212V222H210ZM210 223H209V224H210ZM220 223H221V222H220ZM234 223H235V222H234ZM234 223H233V224H234ZM236 223H237V221H236ZM252 223H253V221H252ZM257 223H258V222H257ZM120 224H122V223H120ZM137 224H138V223H137ZM156 224H157V222H156ZM164 224H165V223H164ZM164 224H163V225H164ZM182 224H183V223H182ZM186 224H187V223H186ZM205 224H206V223H205ZM231 224H232V222H231ZM237 224H238V223H237ZM130 225H131V224H130ZM166 225H167V224H166ZM206 225H207V224H206ZM224 225H225V224H224ZM242 225H243V224H242ZM81 226H82V225H81ZM102 226H103V225L101 224V227H102ZM135 226H136V225H135ZM159 226H160V225H159ZM212 226H213V225H212ZM225 226H226V225H225ZM236 226H237V225H236ZM246 226L248 227V225H246ZM253 226H255V225H253ZM258 226H259V225H256L257 228H258ZM263 226H264V222H263ZM101 227H100V225H99L98 228H97V227H96V228L93 227V228L91 229V231L89 230V232H90V236L94 237V236L101 235V234H102L101 230H103V228L101 229ZM110 227H111V226H110ZM115 227H116V226H115ZM118 227H119V226H118ZM118 227H117V229H118ZM120 227H121V226H120ZM136 227H137V226H136ZM138 227H139V226H138ZM143 227H144V226H143ZM210 227H211V226H210ZM260 227L262 228V223H261V226H260ZM94 228H95V230H94ZM121 228H122V227H121ZM121 228H120V230H118V231H110V230H111V228H110V230H109L110 232H106V233H108V234H104V235H102V236L100 237L101 239H103V240L100 239V240L102 241V243H101L99 246H95V247H92V248L90 247V248H91L90 250H88L89 247H88V249L86 248V249H87V250H86L85 247L83 246V245H84V244H83L82 246L84 247V249L86 250V252H85V250H84L83 248H82L83 250H81L80 247H82V246L79 245V244H81V243L79 242V240H78V244H77V245L75 244V243L77 242V237H78V236L76 237V239H75V241H74V242H75V243H74L75 246L72 245V247L75 248L76 246H80L79 249H80L81 251H83V253H85L86 256L88 255V256H90V257H91L92 255L104 254V253H106V252H108V251H113V252H115V254H116V252H119V251H121V250L124 248V247L122 248V247L120 246V245H121V243H120L121 241H120V240L124 237V235H125L126 233H124V235H123L124 228H123L122 231H121ZM125 228H126V227H125ZM164 228H165V227H164ZM183 228H184V227H183ZM112 229H113V228H112ZM126 229H127V228H126ZM141 229H142V228H141ZM154 229H155V228H154ZM156 229H157V228H156ZM188 229H189V228H188ZM252 229L254 230V227H253ZM252 229H251V230H252ZM130 230H131V229H130ZM145 230L148 231L147 228H145ZM257 230H259V229H256V231H257ZM155 231H156V230H155ZM157 231H158V230H157ZM249 231H250V230H249ZM254 231H255V230H254ZM256 231H255V232H256ZM83 232H84V231H83ZM125 232H126V231H125ZM165 232H166V231H165ZM181 232H183V231L181 230ZM184 232H186V231H184ZM252 232H253V231H251V233H252ZM255 232H254V233H255ZM261 232L264 233V230L261 231V229H260V233H261ZM79 233H82V232L80 231ZM86 233H87V232H86ZM86 233L84 232L85 235H86ZM128 233H129V232H128ZM157 233H160V232H157ZM257 233H259V232L257 231ZM200 234H201V233H200ZM77 235H78V233H77ZM81 235H82V234H81ZM81 235H79V236H81ZM85 235H84V236H85ZM88 235H89V233H88ZM88 235H87V236H88ZM127 235H128V234H127ZM130 235H131V234H129V237H130ZM257 235H258V234H257ZM90 236H89V237H90ZM125 236H126V235H125ZM259 236H260V235H259ZM261 236H264V235H261ZM72 237H73V239H74L75 236H72ZM81 237H82V239H85V238L83 237V235H82ZM85 237H86V236H85ZM89 237H86V238H89ZM127 237H128V236H127ZM79 238H80V237H79ZM79 238H78V239H79ZM131 238H132V237H131ZM172 238H173V237H172ZM192 238H193V237H192ZM195 238H196V237H195ZM66 239H67V238H66ZM123 239H126V238L124 237ZM129 239H130V238H129ZM71 240H72V239H71ZM71 240H69V241H71ZM65 241H66V240H65ZM80 241H81V240H80ZM119 241H120V242H119ZM122 241H123V240H122ZM126 241H127V240H126ZM129 241H130V240H129ZM67 242H68V241H67ZM72 242H73V241H72ZM132 242H133V241H131V243H132ZM170 242H171V241H170ZM87 243H89V242H87ZM119 243H120V244H119ZM123 243H124V242H123ZM133 243H134V242H133ZM133 243H132V245H133ZM161 243H162V242H161ZM172 243H173V242H172ZM183 243H184V242H183ZM224 243H225V242H224ZM63 244H64V243H63ZM90 244H91V243H90ZM92 244H93V243H92ZM128 244H130V242H128ZM180 244H182V242H181ZM70 245H71V244H70ZM96 245H97V243H96ZM125 245H127V244H125ZM134 246H135V243H134ZM138 246H139V245H138ZM223 246H224V244H223ZM235 246H236V245H235ZM127 247H128V245H127ZM135 247H136V246H135ZM67 248H68V247H67ZM74 248H73V249H74ZM220 248H221V247H220ZM220 248H219V249H220ZM224 248H225V247H224ZM226 248H227V249H226ZM226 248H225L226 250L224 249L225 251H224L223 253H222V252H219V253H222L220 259L218 260V262L220 261L219 264H236V262H237V260H238L239 257H242V258H243V255L240 256V255H239L240 253H237V252H236V249H235L234 247L232 248L230 245L227 244ZM240 248H241V246H240ZM240 248H239V249H240ZM242 248H243V247H242ZM242 248H241V249H242ZM79 249H78V250H79ZM135 249H136V248H135ZM215 249H216V248H215ZM217 249H218V248H217ZM219 249H218V250H219ZM76 250H77V247H76ZM78 250H77V251H78ZM126 250H127V249H126ZM211 250H212V249H211ZM243 250H244V249H243ZM243 250H242V252H243ZM62 251H63V249H62ZM248 252H249V251H248ZM258 252H259V251H258ZM64 253H65V252H64ZM66 253H67V252H66ZM66 253H65V254H66ZM74 253H75V250H74ZM80 253H81V252H80ZM69 254H70V253H68V255H69ZM78 254H79V253H78ZM118 254H119V253H118ZM210 254H211V253H210ZM80 255H81V254H80ZM85 255H83V256H85ZM211 255H212V254H211ZM216 255H217V254H216ZM256 255H257V254H256ZM261 255H263V253H261ZM63 256H64V254H63ZM83 256H81V257H83ZM217 256H218V255H217ZM217 256H216V257H217ZM70 257H71V256H70ZM78 257H79V256H78ZM112 257H113V256H112ZM185 257H186V256H185ZM214 257H215V256H214ZM84 258H85V257H84ZM180 258H181V257H180ZM191 258H192V257H191ZM218 258H219V257H218ZM244 258H245V256H244ZM262 258H263V257H262ZM87 259H88V258H87ZM91 259H92V258H91ZM149 259H150V258H149ZM174 259L176 260V258H174ZM181 259H182V258H181ZM183 259H184V258H183ZM183 259H182V261H181V260H180V261H177L176 264H183V263H184V260H183ZM187 259H188V258H187ZM202 259H203V258H202ZM206 259H207V258H206ZM214 259H215V258H214ZM65 260H66V259H65ZM99 260H100V258H99ZM143 260H144V259H143ZM188 260H189V259H188ZM212 260H213V259H212ZM262 260H264V258H263ZM92 261H93V260H92ZM94 261H95V260H94ZM94 261H93V262H94ZM129 261H130V263H131V260H129ZM148 261H149V260H148ZM195 261H197V260H195ZM215 261H216V259H215ZM144 262H145V261H144ZM150 262L152 263V261H150ZM150 262H149V263H150ZM213 262H214V260H213ZM218 262H217V264H218ZM65 263H66V262H65ZM96 263H97V262H96ZM96 263H95V264H96ZM132 263H133V262H132ZM134 263H135V262H134ZM145 263H146V262H145ZM160 263H162V262L159 261V264H160ZM171 263H172V262H171ZM185 263H186V260H185ZM214 263H215V262H214ZM135 264H136V263H135ZM215 264H216V263H215Z\"/></svg>", "mask_w": 264, "mask_h": 264}]
</instances>
